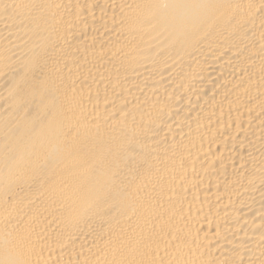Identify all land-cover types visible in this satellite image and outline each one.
<instances>
[{"label":"bare ground","instance_id":"bare-ground-1","mask_svg":"<svg viewBox=\"0 0 264 264\" xmlns=\"http://www.w3.org/2000/svg\"><path fill=\"white\" fill-rule=\"evenodd\" d=\"M0 264H264V0H0Z\"/></svg>","mask_w":264,"mask_h":264}]
</instances>
